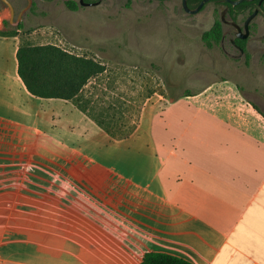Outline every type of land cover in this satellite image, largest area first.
I'll list each match as a JSON object with an SVG mask.
<instances>
[{"label":"crops","instance_id":"1","mask_svg":"<svg viewBox=\"0 0 264 264\" xmlns=\"http://www.w3.org/2000/svg\"><path fill=\"white\" fill-rule=\"evenodd\" d=\"M20 45L0 33V264H264L260 111L179 105L113 139L26 89ZM185 110L197 121H166Z\"/></svg>","mask_w":264,"mask_h":264},{"label":"rangeland","instance_id":"2","mask_svg":"<svg viewBox=\"0 0 264 264\" xmlns=\"http://www.w3.org/2000/svg\"><path fill=\"white\" fill-rule=\"evenodd\" d=\"M11 1L19 8L28 3ZM32 1L19 26L9 24L0 1V33L19 34L23 45L57 46L100 64L103 72L70 103L113 139L146 136L144 121L164 120V112L179 105L229 106L240 113L250 107L264 115L262 14L250 25L247 57L228 45L227 51L209 48L202 40L230 9L220 0L207 2L196 14L187 13L182 0H103L76 10L67 6L69 0ZM167 120L197 118L185 110L168 112Z\"/></svg>","mask_w":264,"mask_h":264},{"label":"trees","instance_id":"3","mask_svg":"<svg viewBox=\"0 0 264 264\" xmlns=\"http://www.w3.org/2000/svg\"><path fill=\"white\" fill-rule=\"evenodd\" d=\"M68 7L76 10L77 3L70 1ZM249 5L245 1L237 8ZM264 9V4H263ZM222 37L221 23L216 20L211 29L202 35L204 44L211 48ZM18 73L26 89L43 99L76 101L89 80L103 72L97 62L85 57L75 56L60 47L32 46L21 44L17 53ZM140 264H192L189 261L166 253L148 252Z\"/></svg>","mask_w":264,"mask_h":264},{"label":"flooded vegetation","instance_id":"4","mask_svg":"<svg viewBox=\"0 0 264 264\" xmlns=\"http://www.w3.org/2000/svg\"><path fill=\"white\" fill-rule=\"evenodd\" d=\"M0 1L3 2L5 6V9L8 15L7 20L9 24L17 25V26H19L22 22H25L27 18V10L33 4L32 0H26L28 2L27 5H23L19 8L11 0H0ZM70 1L76 2L78 8L95 7L102 3L101 2L100 4H97L98 0H83V2H81V0H78V1L69 0L68 2ZM211 1H218V0H209L207 2H211ZM220 1H223L225 4L230 6V9L226 11L225 15L222 17L221 20L218 19L221 23L222 37H221L220 42L216 44L215 46L217 47L221 46L225 51H227L228 49L226 45H228L229 50H233L241 56H247V53L250 49V46L247 44V40L250 36V32H251L250 25L252 22L249 25L248 32L245 29V22L248 19V17L251 16L257 10H258L257 16L259 14L264 15V9H263L264 0L262 1L261 0H243L241 3L237 5H233L232 3L237 0H220ZM245 1L249 2V5H246V8L238 9L237 7ZM201 2L202 0H188L187 4L190 9H195L200 5ZM182 6H183V0H182ZM246 34H247V37L243 38V36H245Z\"/></svg>","mask_w":264,"mask_h":264},{"label":"water","instance_id":"5","mask_svg":"<svg viewBox=\"0 0 264 264\" xmlns=\"http://www.w3.org/2000/svg\"><path fill=\"white\" fill-rule=\"evenodd\" d=\"M102 1H103V0H98L97 4H100ZM187 1H188V0H183V8L185 9V11H186L187 13L196 14V13H198V12L202 9V7L205 5V3H206L207 1H209V0H202V2L200 3V5H199L197 8H195V9H190L189 6H188V4H187ZM242 1H243V0H237V1L232 2V3H233V5H237V4L241 3ZM261 1H262V0H261ZM81 2H83V0H81ZM257 14H258V10L255 11V12H254L251 16H249L248 19L246 20V22H245V29L247 30V32L249 31V25H250V23H251L252 20L257 16ZM246 37H247V34H246L245 36H243V38H246Z\"/></svg>","mask_w":264,"mask_h":264}]
</instances>
